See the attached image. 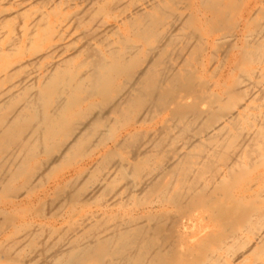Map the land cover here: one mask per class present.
<instances>
[{"label":"bare ground","instance_id":"obj_1","mask_svg":"<svg viewBox=\"0 0 264 264\" xmlns=\"http://www.w3.org/2000/svg\"><path fill=\"white\" fill-rule=\"evenodd\" d=\"M0 264H264V0H0Z\"/></svg>","mask_w":264,"mask_h":264},{"label":"rangeland","instance_id":"obj_2","mask_svg":"<svg viewBox=\"0 0 264 264\" xmlns=\"http://www.w3.org/2000/svg\"><path fill=\"white\" fill-rule=\"evenodd\" d=\"M144 126H145V127H144ZM144 126L142 127V129H144V130H148L149 127H150V124L146 123V125L144 124ZM70 167H71V166H68V168L66 167V168L64 169V171H66L67 169H70ZM84 209H85L86 211H85ZM80 210H81V209H80ZM88 210H90L89 207H84V208H83L81 211H79V212H82V211H83L82 213H88ZM24 214H25V216L27 215L26 217H28V218L30 217V216H28L29 213H27V214L24 213ZM24 214H23L21 217H23ZM21 217L17 219L18 222H19V221L22 222V221L31 220V218H29V219H28V218H25V219H27V220H22L23 218H21ZM77 218H78V217H77ZM77 218H63V219H62V218H60V219H59V218H58V219H57V218H52V219H49L48 222H55V224L57 223V224L55 225V226H57V227H58V226H62V225H63V227H67L69 222H71L72 220L77 219ZM19 219H20V220H19ZM56 219H57V220H56ZM68 220H69V221H68ZM63 222H64V223H63ZM59 223H60V224H59ZM61 223H62V224H61Z\"/></svg>","mask_w":264,"mask_h":264}]
</instances>
